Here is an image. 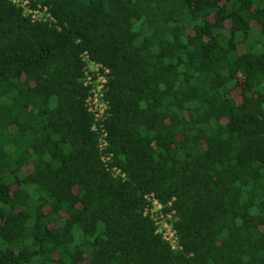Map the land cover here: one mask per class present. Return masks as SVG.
<instances>
[{
	"label": "trees",
	"instance_id": "trees-1",
	"mask_svg": "<svg viewBox=\"0 0 264 264\" xmlns=\"http://www.w3.org/2000/svg\"><path fill=\"white\" fill-rule=\"evenodd\" d=\"M0 264H264V0H0Z\"/></svg>",
	"mask_w": 264,
	"mask_h": 264
},
{
	"label": "built area",
	"instance_id": "built-area-1",
	"mask_svg": "<svg viewBox=\"0 0 264 264\" xmlns=\"http://www.w3.org/2000/svg\"><path fill=\"white\" fill-rule=\"evenodd\" d=\"M15 3H17V0H14ZM85 59H87L85 57ZM94 68H92L97 75V80L95 81L94 87L90 91V95L88 99L86 100V106L88 108V111L94 115L95 121H101L107 112V102L105 101L104 95H103V87L106 82L105 77L98 71V67L96 65H93ZM88 82L91 84L93 81L89 77ZM93 129L97 130L94 126ZM106 131H102V137H105ZM147 201L151 204V208H149V212L157 225V233L161 234L163 239L170 245L172 249H176L178 247L177 244V238L175 236V231L171 229V227L165 223L160 222L163 215L161 214V205L158 203L156 199H154L152 196L147 197ZM148 208L145 210V214L147 213Z\"/></svg>",
	"mask_w": 264,
	"mask_h": 264
}]
</instances>
